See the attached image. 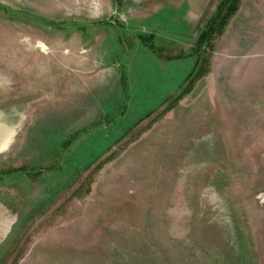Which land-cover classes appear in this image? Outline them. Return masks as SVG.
Masks as SVG:
<instances>
[{
    "label": "rangeland",
    "instance_id": "rangeland-1",
    "mask_svg": "<svg viewBox=\"0 0 264 264\" xmlns=\"http://www.w3.org/2000/svg\"><path fill=\"white\" fill-rule=\"evenodd\" d=\"M220 1L0 0V264H264V0L198 54Z\"/></svg>",
    "mask_w": 264,
    "mask_h": 264
},
{
    "label": "trees",
    "instance_id": "trees-1",
    "mask_svg": "<svg viewBox=\"0 0 264 264\" xmlns=\"http://www.w3.org/2000/svg\"><path fill=\"white\" fill-rule=\"evenodd\" d=\"M240 0H221L216 8V12L209 17L206 23V29H203L199 32L197 37V46L195 47V51L199 54L203 47L206 46V44H209L214 36H216L221 30L225 28V26L228 24L230 18L237 12L239 8ZM4 10L5 6H3ZM28 16H31L30 14H27ZM85 30L86 26H82ZM205 59L202 60V63H204L205 66ZM204 66L200 67L196 70V68L191 72L189 77L186 79L185 82H189L191 80H194L195 78L202 75V72L204 70ZM182 95V92L179 94ZM14 172H28L25 167H20L12 170ZM40 172H37L36 175H39ZM3 177V175H1Z\"/></svg>",
    "mask_w": 264,
    "mask_h": 264
},
{
    "label": "flooded vegetation",
    "instance_id": "flooded-vegetation-1",
    "mask_svg": "<svg viewBox=\"0 0 264 264\" xmlns=\"http://www.w3.org/2000/svg\"><path fill=\"white\" fill-rule=\"evenodd\" d=\"M0 153L7 150L14 138L15 129L13 130H7L6 132L2 131V128H0Z\"/></svg>",
    "mask_w": 264,
    "mask_h": 264
},
{
    "label": "crops",
    "instance_id": "crops-1",
    "mask_svg": "<svg viewBox=\"0 0 264 264\" xmlns=\"http://www.w3.org/2000/svg\"><path fill=\"white\" fill-rule=\"evenodd\" d=\"M78 65L81 66V67H83V68L86 66V64L83 62V60L80 61ZM78 71H79V70H78ZM118 74H119V72H116V75H118ZM121 77H123V76H121ZM121 79H122V78H121Z\"/></svg>",
    "mask_w": 264,
    "mask_h": 264
}]
</instances>
